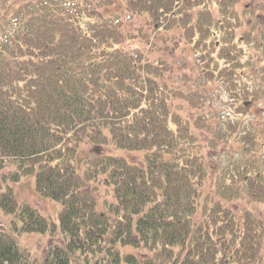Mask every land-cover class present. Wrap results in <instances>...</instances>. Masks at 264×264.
Masks as SVG:
<instances>
[{
    "label": "trees",
    "instance_id": "1",
    "mask_svg": "<svg viewBox=\"0 0 264 264\" xmlns=\"http://www.w3.org/2000/svg\"><path fill=\"white\" fill-rule=\"evenodd\" d=\"M240 1L123 0L105 13L116 0H21L1 15L0 209L18 232L63 241L36 256L0 219V264H264V216L236 202L264 201V124L235 133L218 178L221 142L201 140L203 113L184 120L174 83L176 51L194 56L212 32L227 42L226 74L243 49L263 59L260 12L251 24ZM196 64L198 78L212 72ZM259 97L264 87L244 110ZM30 173L62 203L58 222L4 187Z\"/></svg>",
    "mask_w": 264,
    "mask_h": 264
},
{
    "label": "rangeland",
    "instance_id": "2",
    "mask_svg": "<svg viewBox=\"0 0 264 264\" xmlns=\"http://www.w3.org/2000/svg\"><path fill=\"white\" fill-rule=\"evenodd\" d=\"M20 1L21 0H8L7 5L0 7V20H2L1 15L3 13H6V11H8V14L11 13L15 5L19 4ZM80 2L82 5L85 4V0H80ZM122 3H124L123 0H116L115 4L110 7L102 6L100 9L105 13L109 10L110 13H115L121 10ZM244 4L245 7H248L247 9H243ZM237 6L241 13V18L245 16L244 12H246L248 16H246L245 19L248 20L249 17L252 16V19L250 18L249 20L252 24L256 20L253 13L255 10L260 12V20L264 23V0H241ZM87 19L93 18L87 17ZM236 20L237 19H235V21ZM137 22L140 23L139 19H137ZM254 30L255 29H251V32L254 33ZM157 31H159L158 33L161 35L165 30H161L160 27ZM253 41H251V43ZM235 42L238 43L236 40ZM252 44L254 45V43ZM225 45H227V42L224 40V34L212 32V34L208 36L206 44H200L197 47L194 56H191L188 51H183L184 49H178L176 51L177 60L182 67L180 70L176 71L174 80V83L185 91V93L177 99L178 103L182 105L179 110L184 120L194 119L195 113H203L202 116L203 118L206 117V119L202 122H198L199 126H197L201 134V140L205 143H212L216 140L221 142V144L217 145L219 147V152H214L212 160L213 170H215L213 172L218 178H222L220 172H223V170H221L222 165L228 163V157H235L237 155L236 150L238 149V144L234 142L235 133L240 135L244 133L247 128H249V130H254L256 126L261 127L264 124V97L257 98L250 109L244 110L245 101L247 100L249 102L251 100L254 90L264 87V56L262 60L257 61V59L253 57L252 47H250L251 50L243 49L238 53V56L235 57V62L237 61L238 63L239 61V63L236 64L233 72L226 74L222 69L226 68L229 70L232 68V63L220 57L222 56V53L220 54V49ZM134 46L135 43L132 44V47ZM202 54H205V56L203 57ZM196 61L204 65L206 64L212 72L206 77L201 74L202 78H198V66ZM197 84H199L198 87L196 86ZM246 88L250 90L247 93L245 92ZM194 98H196L195 101ZM192 100L194 103L198 101L203 107L199 108L200 110L196 108V112H194L191 103ZM229 120H231V122ZM216 143L214 144L216 145ZM222 144H225L226 147L221 146ZM220 149L222 150L220 151ZM107 150L108 149L105 151ZM117 151L133 160L143 159L145 153L144 150L120 149ZM259 162L261 163L259 168H263L264 170V163L261 161ZM227 181L229 182V180ZM4 185V187H11L19 201L30 203L41 213L58 222L62 203L58 200L43 196L37 191L35 186V175L33 173L25 174L19 180H8ZM236 202L239 207H248L264 216V201L248 203L245 199L239 198ZM0 219L5 222L7 228L16 233L19 242L36 256L43 254L48 244L63 241V237L60 233L49 235L38 231L18 232L14 228V216L10 213L3 212L1 209ZM15 222H17L18 225L21 223L18 219L15 220Z\"/></svg>",
    "mask_w": 264,
    "mask_h": 264
}]
</instances>
